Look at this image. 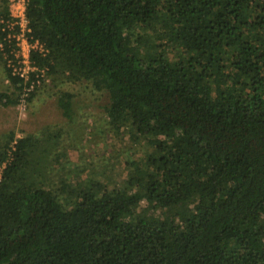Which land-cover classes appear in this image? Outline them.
I'll use <instances>...</instances> for the list:
<instances>
[{
  "label": "trees",
  "instance_id": "obj_1",
  "mask_svg": "<svg viewBox=\"0 0 264 264\" xmlns=\"http://www.w3.org/2000/svg\"><path fill=\"white\" fill-rule=\"evenodd\" d=\"M1 2L0 103L30 101L46 77L83 82L151 152L117 183H53L46 143L9 130L0 264H264V0H25L40 47L22 75ZM74 96L56 93L66 120Z\"/></svg>",
  "mask_w": 264,
  "mask_h": 264
},
{
  "label": "rangeland",
  "instance_id": "obj_2",
  "mask_svg": "<svg viewBox=\"0 0 264 264\" xmlns=\"http://www.w3.org/2000/svg\"><path fill=\"white\" fill-rule=\"evenodd\" d=\"M1 1L0 9L6 5ZM7 8L12 10L9 2ZM19 44L22 50L26 48L25 42ZM2 56L0 53V91L9 93L12 87L5 76ZM63 88L75 93L71 120L64 118L55 102L57 91ZM105 102L104 92L83 82L50 81L46 77L30 101L0 103V141L9 130L15 135L28 132L40 137L48 149L43 164L49 182L63 177L70 182H83L92 176L117 183L129 171L130 163L144 160L151 147L142 137L130 141L127 125L114 131L106 122ZM55 153L62 155L58 162L51 161ZM64 197L72 198L67 194Z\"/></svg>",
  "mask_w": 264,
  "mask_h": 264
},
{
  "label": "built area",
  "instance_id": "obj_3",
  "mask_svg": "<svg viewBox=\"0 0 264 264\" xmlns=\"http://www.w3.org/2000/svg\"><path fill=\"white\" fill-rule=\"evenodd\" d=\"M9 4L12 7V10H8L9 13L15 18V22L18 25V32L15 34V40H16V51L15 55L19 57L17 61V65L13 66V71L18 72L20 75L26 72V70L31 69V66L29 65L28 61V52L31 48L40 47L38 45L37 41H29L27 39V36L25 35V23L26 20L24 18L23 10H24V4L25 0H7ZM8 35V34H7ZM26 43V48L24 50L21 49V45L19 43ZM1 47V43H0ZM24 94L20 95L19 100L24 101Z\"/></svg>",
  "mask_w": 264,
  "mask_h": 264
}]
</instances>
